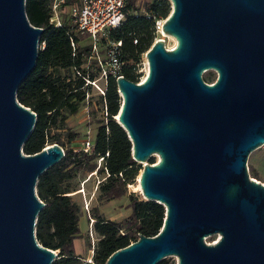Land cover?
Returning <instances> with one entry per match:
<instances>
[{"label":"water","instance_id":"water-1","mask_svg":"<svg viewBox=\"0 0 264 264\" xmlns=\"http://www.w3.org/2000/svg\"><path fill=\"white\" fill-rule=\"evenodd\" d=\"M168 1L160 31L174 45L153 42L140 83L115 78V121L141 165L138 193L163 207V220L155 236L137 233L103 264H264V184L245 164L264 145V0ZM42 30L27 20L24 0H0V264L57 256L35 239L44 206L35 183L63 150L22 152L35 114L15 99Z\"/></svg>","mask_w":264,"mask_h":264},{"label":"trees","instance_id":"trees-1","mask_svg":"<svg viewBox=\"0 0 264 264\" xmlns=\"http://www.w3.org/2000/svg\"><path fill=\"white\" fill-rule=\"evenodd\" d=\"M69 1L66 2V5ZM50 0H24V11L29 23L39 27L38 50L33 70L20 82L15 99L35 114V122L21 146L24 154H33L46 145L56 143L63 150V157L42 172L35 183V194L44 206L36 216L34 235L37 243L56 251L51 264H103L106 257L137 238V233L155 236L161 227L164 209L160 204L127 192L141 168L131 159L130 141L124 130L114 121L120 98L116 92L115 79L108 76L104 95H96L94 102L87 97L88 116L96 124L91 149L88 153L63 147L60 132L66 140L76 136L66 129V119L84 106V96L89 95V86L83 87L84 79L94 78L93 69H85L90 44L84 34L70 26L66 14L61 24L55 27L49 21ZM170 13L167 0H127L123 19L110 29L106 37L99 39V48L107 41L120 42L118 58L124 63L120 75L137 84L135 71L139 56L144 54L153 41V20L165 19ZM70 40L75 47H70ZM135 40V43H133ZM90 61L89 68H93ZM78 73V74H77ZM212 78L204 80L206 83ZM98 114L99 118L94 120ZM100 161L98 162V159ZM152 158L148 163H152ZM98 174L96 199L106 203L125 196L130 213L118 221L100 217L91 210V227L96 240L90 245L89 261L81 262L76 255L73 240L78 235L80 206L73 195L77 190L74 178L77 173ZM253 178H256L251 170ZM213 236L207 241H212ZM157 264H172L162 259Z\"/></svg>","mask_w":264,"mask_h":264},{"label":"built area","instance_id":"built-area-1","mask_svg":"<svg viewBox=\"0 0 264 264\" xmlns=\"http://www.w3.org/2000/svg\"><path fill=\"white\" fill-rule=\"evenodd\" d=\"M67 1H69V3L66 5ZM126 4L127 0H50L49 21L53 23L55 27H58L61 24V16L66 14L70 26L74 27V29L80 34H84L89 40L90 50L89 54L86 56L85 69H93L95 71V76L92 79H89L88 77L83 78V87L89 86L91 91L96 95H104L105 81L108 76H111L114 79L121 76L119 73L124 63L118 58L120 42L107 41L102 49L99 48L98 42L100 38L106 37L108 30L114 29L119 25L123 19L124 7ZM164 20L165 19L153 20L152 44L159 38L163 39L160 27ZM133 43H135V40H133ZM69 44L72 49L75 47L71 40ZM90 61L94 62L93 68H89ZM146 72L147 65L144 57L142 75L138 77L137 84L142 81ZM117 95L120 98L118 92ZM87 97L88 94L86 93L83 106L86 118H88L86 107ZM91 146L92 142L88 137H85L82 140L81 146L75 150H81L84 153H88ZM100 159L101 158L98 159V162Z\"/></svg>","mask_w":264,"mask_h":264},{"label":"rangeland","instance_id":"rangeland-1","mask_svg":"<svg viewBox=\"0 0 264 264\" xmlns=\"http://www.w3.org/2000/svg\"><path fill=\"white\" fill-rule=\"evenodd\" d=\"M163 39L165 48L168 49L174 45V40L171 37L165 36ZM143 62L144 54L139 56L138 62H136L135 71L137 76L142 75ZM211 75H213V78L215 77L212 71H206L201 74V77L203 80H209V78H212ZM88 96L94 102L96 94L93 91H90ZM84 110L85 109L81 107L74 115L67 117L65 122L66 129L74 133L76 136L71 140V142H68L66 140L65 132L62 130L60 132V137L63 142V147H70L75 150L81 146L83 138L88 137L90 141L93 140L96 124L89 116L88 118L85 117ZM97 118H99L98 114L94 116V120ZM152 161L154 164L157 161V157H152ZM245 164L249 177L264 184V145L249 153ZM140 169L134 177L133 183L127 186V192L136 193L141 198L137 189V179ZM251 170L256 178L251 177L253 176ZM99 181L100 176L93 173L92 175H88L79 172L74 178V182L77 184V190L75 191L73 197L80 206L81 213L77 222L78 235L73 240V246L76 255L80 256L81 262H88L89 260L90 251L87 249L86 242L92 245V243L96 240V235L91 227L93 221V219H91V210L95 208L100 217L110 221H118L130 213L125 196L113 199L106 203H102L96 199L95 186ZM209 242L212 243L214 240ZM164 259L172 262V264H175L174 257H166Z\"/></svg>","mask_w":264,"mask_h":264},{"label":"bare ground","instance_id":"bare-ground-1","mask_svg":"<svg viewBox=\"0 0 264 264\" xmlns=\"http://www.w3.org/2000/svg\"><path fill=\"white\" fill-rule=\"evenodd\" d=\"M166 36V35H165ZM164 35L162 36L163 38L165 37ZM164 40V39H163ZM137 189H138V186H137Z\"/></svg>","mask_w":264,"mask_h":264}]
</instances>
